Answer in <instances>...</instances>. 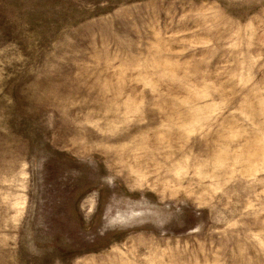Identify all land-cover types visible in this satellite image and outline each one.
Segmentation results:
<instances>
[{
  "label": "rangeland",
  "instance_id": "374dc122",
  "mask_svg": "<svg viewBox=\"0 0 264 264\" xmlns=\"http://www.w3.org/2000/svg\"><path fill=\"white\" fill-rule=\"evenodd\" d=\"M0 264H264V0H0Z\"/></svg>",
  "mask_w": 264,
  "mask_h": 264
}]
</instances>
